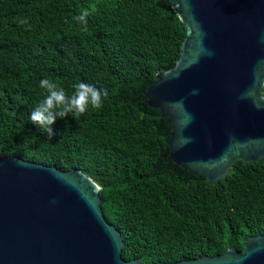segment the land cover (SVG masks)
Listing matches in <instances>:
<instances>
[{"label": "trees", "instance_id": "trees-1", "mask_svg": "<svg viewBox=\"0 0 264 264\" xmlns=\"http://www.w3.org/2000/svg\"><path fill=\"white\" fill-rule=\"evenodd\" d=\"M186 33L164 0H0V155L94 179L128 261L242 253L249 238L264 235V159L240 160L210 184L170 159L171 125L148 103V88L174 67ZM45 77L69 95L78 81L109 95L99 110L58 118L49 138L29 119Z\"/></svg>", "mask_w": 264, "mask_h": 264}, {"label": "water", "instance_id": "water-1", "mask_svg": "<svg viewBox=\"0 0 264 264\" xmlns=\"http://www.w3.org/2000/svg\"><path fill=\"white\" fill-rule=\"evenodd\" d=\"M164 1L187 33L146 97L171 125L170 159L216 184L264 159V0ZM101 188L80 169L0 155V264H142L123 258ZM171 264H264V235Z\"/></svg>", "mask_w": 264, "mask_h": 264}, {"label": "clouds", "instance_id": "clouds-1", "mask_svg": "<svg viewBox=\"0 0 264 264\" xmlns=\"http://www.w3.org/2000/svg\"><path fill=\"white\" fill-rule=\"evenodd\" d=\"M88 14L82 13L77 17L79 21L86 22ZM21 25H27L26 19H20ZM39 87L45 95L41 102L32 110L30 121L38 126L49 138L55 135L52 125L56 120L64 119L70 114L75 117L85 114L89 108L99 110L103 107L104 100L108 97L107 89L97 88L93 84L78 81L72 85L71 95L63 86L50 77L39 81Z\"/></svg>", "mask_w": 264, "mask_h": 264}]
</instances>
